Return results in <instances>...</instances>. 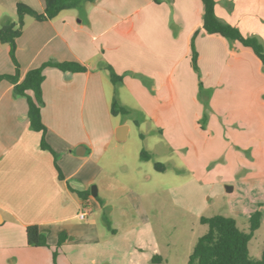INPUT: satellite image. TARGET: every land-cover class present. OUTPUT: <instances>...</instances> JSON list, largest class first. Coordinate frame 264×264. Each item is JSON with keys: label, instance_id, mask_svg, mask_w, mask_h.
I'll return each instance as SVG.
<instances>
[{"label": "rangeland", "instance_id": "rangeland-1", "mask_svg": "<svg viewBox=\"0 0 264 264\" xmlns=\"http://www.w3.org/2000/svg\"><path fill=\"white\" fill-rule=\"evenodd\" d=\"M94 2L112 18L96 41L82 20L79 40L134 53L133 69L144 74H119L128 88L116 87L112 98L129 115L114 120L126 123L127 139L107 145L86 186L96 188L91 213L62 224L64 239L47 247L42 264H188L208 229L202 217H232L247 232L250 213L264 214V67L250 50L238 52L239 43L201 39L197 30L192 68L200 0ZM138 93L158 99L144 110ZM263 241L262 219L251 258L260 259Z\"/></svg>", "mask_w": 264, "mask_h": 264}, {"label": "crops", "instance_id": "crops-1", "mask_svg": "<svg viewBox=\"0 0 264 264\" xmlns=\"http://www.w3.org/2000/svg\"><path fill=\"white\" fill-rule=\"evenodd\" d=\"M214 1L215 14L221 21L264 44V0ZM18 4L42 13L45 0H0V26L15 20ZM112 15L109 9L97 8L93 1L62 10L50 20L23 18L15 52L19 82L27 71L46 63L74 61L87 70L83 73L61 72L54 67L44 70L41 86L44 135L31 130L25 98L16 96L9 82H0V264L45 263V251L49 248L28 246L26 227L37 225L51 247L56 239V243L64 239L66 231L62 224L76 218L84 205L90 209L93 206L94 197L86 186L93 179L94 167L98 169L96 163L107 145L116 141L115 131L126 125L116 122L117 116L110 113L116 88L105 66L109 65L117 75L144 74L133 69L134 53L110 46L109 40L96 46L77 37L84 30V21L91 39L96 41L102 35L96 30L106 26ZM78 16L80 25L75 27L73 20ZM195 30H200L201 39L215 36L203 32L201 21L193 23L190 34ZM125 34L126 31L122 36ZM235 49L242 52L245 48ZM13 73L9 46L0 43V75ZM129 81L133 84L132 79ZM126 82L123 77L118 89L128 88ZM138 98L144 110L150 100L158 99L156 94L139 93ZM127 136L126 133V139ZM42 141L50 150L41 149ZM88 191L90 195L84 196Z\"/></svg>", "mask_w": 264, "mask_h": 264}, {"label": "trees", "instance_id": "trees-1", "mask_svg": "<svg viewBox=\"0 0 264 264\" xmlns=\"http://www.w3.org/2000/svg\"><path fill=\"white\" fill-rule=\"evenodd\" d=\"M94 0H45L42 13H38L30 7L18 4L16 7V18L12 22L0 26V43L9 46L10 59L14 66L13 74L0 75V82L7 81L13 85V93L16 96L24 97L27 103V118L31 130L46 133V127L41 119V107L43 105L41 86L44 80V70L47 67H54L61 72L83 73L87 69L84 65L74 62L46 63L38 68L26 72L24 78L19 82V65L16 60V40L20 37L23 28V18L31 17L36 21H45L54 18L60 11L80 7L84 3ZM202 4L201 29L207 35H215L228 41L237 42L241 47L250 50L264 67V44L255 36H245L236 27L221 21L215 14L214 0H200ZM195 31L190 40L191 66L198 70V54L195 50ZM109 78L113 86L119 87L123 84V77L117 75L114 70L106 65ZM112 116L119 114L126 116L129 111L122 107L115 99L110 106ZM41 149L50 150L42 141ZM141 158L148 160L150 156L142 152ZM154 168L163 170L162 165L155 163ZM85 195H90V191ZM262 213L255 210L248 217V231L238 228L235 219L232 217L213 216L202 217L201 224L207 225V232L198 238L189 258L188 264H264V241L260 259H253L248 253V243L254 232L259 228ZM26 243L31 247H49L45 235L37 225L27 226L25 229ZM62 243L59 239L57 245Z\"/></svg>", "mask_w": 264, "mask_h": 264}, {"label": "water", "instance_id": "water-1", "mask_svg": "<svg viewBox=\"0 0 264 264\" xmlns=\"http://www.w3.org/2000/svg\"><path fill=\"white\" fill-rule=\"evenodd\" d=\"M126 132H127V127L125 125L119 127L116 131H115V140L117 142H123L126 139ZM228 192L231 191V188L227 189ZM91 195L93 197L96 196V188L92 187L91 188Z\"/></svg>", "mask_w": 264, "mask_h": 264}, {"label": "built area", "instance_id": "built-area-1", "mask_svg": "<svg viewBox=\"0 0 264 264\" xmlns=\"http://www.w3.org/2000/svg\"><path fill=\"white\" fill-rule=\"evenodd\" d=\"M90 211H91L90 207L88 205H84L83 208L81 209V211L78 214V218L80 220L86 219V217L88 216Z\"/></svg>", "mask_w": 264, "mask_h": 264}]
</instances>
